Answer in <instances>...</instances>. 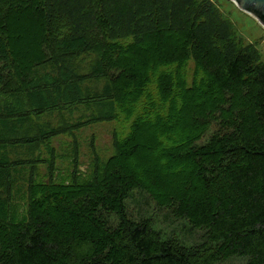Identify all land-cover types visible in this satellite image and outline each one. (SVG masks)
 I'll use <instances>...</instances> for the list:
<instances>
[{
    "label": "trees",
    "instance_id": "trees-1",
    "mask_svg": "<svg viewBox=\"0 0 264 264\" xmlns=\"http://www.w3.org/2000/svg\"><path fill=\"white\" fill-rule=\"evenodd\" d=\"M104 122L112 154L81 172ZM144 198L197 241L133 218ZM236 259L264 264L256 47L211 0H0V264Z\"/></svg>",
    "mask_w": 264,
    "mask_h": 264
},
{
    "label": "rangeland",
    "instance_id": "rangeland-1",
    "mask_svg": "<svg viewBox=\"0 0 264 264\" xmlns=\"http://www.w3.org/2000/svg\"><path fill=\"white\" fill-rule=\"evenodd\" d=\"M219 9L221 14L233 25L234 32L238 39L245 44H252L261 55L264 63V27L251 15L241 11L230 0H211ZM24 50L26 47L22 46ZM115 122H104L91 125L78 133L79 160L81 172L89 169L92 161L93 151L100 160H105L112 154L111 134ZM136 202H141L138 205ZM129 211L133 218L148 217L153 221L155 229H158L163 237L173 236L186 244H192L198 239L197 233L190 231L182 221L163 217L162 212L155 210V207L148 199L129 200ZM242 260H231L224 264H241Z\"/></svg>",
    "mask_w": 264,
    "mask_h": 264
},
{
    "label": "water",
    "instance_id": "water-1",
    "mask_svg": "<svg viewBox=\"0 0 264 264\" xmlns=\"http://www.w3.org/2000/svg\"><path fill=\"white\" fill-rule=\"evenodd\" d=\"M264 27V0H230Z\"/></svg>",
    "mask_w": 264,
    "mask_h": 264
}]
</instances>
